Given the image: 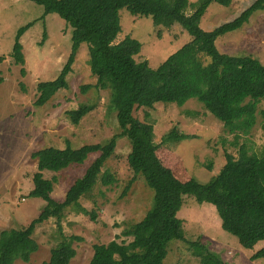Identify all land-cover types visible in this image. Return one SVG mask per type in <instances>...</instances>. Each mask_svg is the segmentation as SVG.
Instances as JSON below:
<instances>
[{
    "label": "rangeland",
    "instance_id": "1",
    "mask_svg": "<svg viewBox=\"0 0 264 264\" xmlns=\"http://www.w3.org/2000/svg\"><path fill=\"white\" fill-rule=\"evenodd\" d=\"M204 0H189L184 10L191 15ZM255 0H233L229 6L212 2L201 18L205 30L238 17ZM122 30L120 41L127 35L142 42L138 61L148 60L156 69L170 54L193 39L179 22L170 27L157 25L153 17L135 15L127 8L120 11ZM31 23L21 35L25 64H18L10 55L20 27ZM72 26L59 14L44 15V6L32 0H0V232L27 226L37 218L47 202L32 191L37 171L34 150L71 145L79 148L87 144H104L116 137V148L105 162L97 183L79 199L80 207L65 208L60 224L66 236L77 235L74 241L76 256L70 264H90L94 245L112 240L129 243L133 235L124 230L142 217L152 205L154 190L144 178L137 176L129 190L126 186L134 177L128 163L131 142L119 135L121 126L115 109H110L112 83L104 79L98 84L89 64L88 44L82 42L72 70L67 76L68 86L60 89L47 103L36 105L38 84L54 80L60 74L72 52ZM216 45L221 52L231 55L250 54L264 64V10L253 13L241 28L219 36ZM25 70V74L22 73ZM84 85H90L83 90ZM82 103L95 105L78 124L67 112ZM148 112V113H147ZM134 115L154 125L155 141L160 158L177 177L196 178L202 183L217 175L226 163V152L235 156L247 144L251 151L264 148V98L257 105V122L247 135L235 142L222 121L217 119L197 99L184 105L156 103L151 109L140 107ZM172 130L187 135L178 141L168 136ZM100 154L91 152L81 164H72L58 171H44V177H58L51 197L63 201L71 185L82 177ZM110 171L116 178L111 185L101 183L102 174ZM178 215L183 219L186 240H173L168 247L165 264H204L197 251L198 245L216 254L221 264H264V257L253 255L264 247V240L253 248L244 247L237 236L222 227L217 208L210 202H199L186 195ZM96 214L93 217L92 212ZM58 224L50 218L35 232L39 244L29 261L18 258L15 264H43L51 257ZM199 243V244H198Z\"/></svg>",
    "mask_w": 264,
    "mask_h": 264
},
{
    "label": "trees",
    "instance_id": "2",
    "mask_svg": "<svg viewBox=\"0 0 264 264\" xmlns=\"http://www.w3.org/2000/svg\"><path fill=\"white\" fill-rule=\"evenodd\" d=\"M44 6V15L57 13L72 26V52L60 74L54 80L38 84L36 105L47 103L60 89L68 86L67 76L72 70L82 42L88 44L89 64L98 84L104 79L112 83L110 109H115L121 126L119 135L131 142L128 163L134 177L126 186V193L137 176L144 178L154 190L152 205L137 222L123 234L133 235L129 242L112 240L94 245L90 264H165L168 247L173 240H186L183 219L178 215L184 197L191 195L199 202L214 204L224 230L238 237L246 248H253L264 240V148L251 151L247 144L239 148L238 156L226 152V163L217 175L202 183L192 177L182 179L168 167L158 153L161 145L155 141L154 125L134 115L137 108L151 109L156 103L184 105L195 98L225 129L235 135H247L257 122V105L264 98V64L250 54L231 55L221 52L216 40L219 36L241 28L253 13L264 10V0H255L235 19L212 30L200 26L201 18L212 2L229 6L233 0H204L191 14L184 10L189 0H32ZM127 8L135 15L151 16L157 25L170 27L176 22L183 25L193 39L170 54L156 69L148 60L138 61L142 42L125 36L120 9ZM31 23L19 28L11 56L18 64H25L21 35ZM6 56H0V63ZM25 74V70L22 69ZM4 77L0 74V84ZM90 85H84L85 90ZM95 105L82 103L67 114L74 124ZM148 113V112H147ZM264 128V124H263ZM168 136L181 141L187 135L172 130ZM116 148V137L104 144H87L79 148L48 146L32 152L37 160V171L32 194L42 197L47 205L40 215L27 226L7 228L0 232V264H15L20 258L29 261L39 244L35 238L37 227L49 220H57L51 257L43 264H70L76 256L74 241L77 235L66 236L60 224L66 207H80L79 199L88 193L97 181L105 162ZM100 154L69 188L63 201L51 197L57 176L44 177V171L58 172L72 164L83 163L91 152ZM116 182L106 170L101 183ZM93 211V210H92ZM93 217H96L94 211ZM199 244V243H198ZM204 264H221L216 254L198 245L197 251ZM264 257V247L253 259Z\"/></svg>",
    "mask_w": 264,
    "mask_h": 264
}]
</instances>
